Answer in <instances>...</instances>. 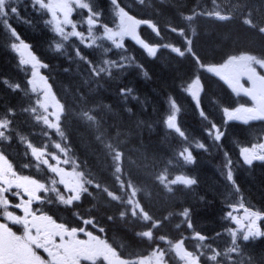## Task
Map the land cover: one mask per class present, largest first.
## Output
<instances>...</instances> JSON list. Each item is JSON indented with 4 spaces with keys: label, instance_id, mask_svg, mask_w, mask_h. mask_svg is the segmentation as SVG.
I'll list each match as a JSON object with an SVG mask.
<instances>
[{
    "label": "trees",
    "instance_id": "trees-1",
    "mask_svg": "<svg viewBox=\"0 0 264 264\" xmlns=\"http://www.w3.org/2000/svg\"><path fill=\"white\" fill-rule=\"evenodd\" d=\"M70 6V17L62 19L51 0L0 3L7 15L0 17V150L19 166H31L28 156L39 145L63 150L83 193L48 211L72 225L80 224L78 217L94 220L102 231L87 229L106 237L124 259L159 240L166 250L180 243L202 264H264V234L246 241L244 228L234 234L232 219L236 205L264 209V161L247 165L241 155L245 144L263 140L264 124L226 120L227 108L242 98L213 70L242 52L264 58V15L254 14L251 0H79ZM121 7L140 20V39L123 35L113 39L117 48L107 31L119 30ZM69 19L81 38L69 35ZM21 41L62 107L54 126L44 123L49 115L40 90L30 86L31 65L12 47ZM194 79L202 85L199 107L187 91ZM172 114L175 128L167 125ZM7 192L3 199L16 203L17 193Z\"/></svg>",
    "mask_w": 264,
    "mask_h": 264
},
{
    "label": "rangeland",
    "instance_id": "rangeland-1",
    "mask_svg": "<svg viewBox=\"0 0 264 264\" xmlns=\"http://www.w3.org/2000/svg\"><path fill=\"white\" fill-rule=\"evenodd\" d=\"M52 1L54 3V8L59 11V13L63 17V19H68L69 13H70V1L71 0H52ZM74 1H78V0H74ZM251 2H252V6L255 7V8H253L254 9V14H256V13L258 14L259 12H261L264 15V11H263L264 0H252ZM228 3H229V1H228ZM121 9H123V8L122 7L119 8V12H120V14H119V22H120L119 30L107 31V35H112L113 39H116L118 42L120 41L121 37L123 35H125L124 34L125 23L124 22L122 23V21L120 19L121 14H122V12L123 13L124 12H128V13H126L127 15L131 14L128 10H126V9L121 10ZM130 16H132V15H130ZM133 19H134V17H133ZM117 33L119 35H116ZM19 45L20 44H18L17 46H19ZM18 50H19V52L21 54V57H22V59L24 61L25 60H31V56H34L29 47H28L27 50L18 47ZM29 54H31V56ZM249 59L250 58L247 55L242 54V55H239L237 57H232V58L228 59L225 63H221L218 66H215L214 69L217 72H219V73H221L223 75H226L228 77V79H231V80H234V81H235V79L232 76L231 70L236 69L238 67V72H240L239 65H241V71L243 69L247 70V71H250L252 69H257L260 72H262L264 70V66H260V67L254 66V65H256L257 62H259L258 60L253 62V64H252V61L249 60ZM237 60H238V62H237ZM28 64H30L31 67H32L31 79H30V84L31 85L30 86L32 88L36 87V88L41 90L42 100H43V102H44V104L46 106L49 118H51V119L47 118V121L49 123H54V121H56L58 119V116L61 113V107H60L59 104H57V103H55L53 101V99L51 98L50 93L48 92V82L46 80V77H45L44 73L41 70L40 62L36 59V61L29 62ZM246 79L248 80V82L250 83V85L252 87H254V82H256L258 80L257 77H249V76H247ZM196 81L197 80H195V82ZM230 83H231V81H230ZM254 94L255 93L252 92L250 97L252 98V96ZM0 98H3L2 94H1ZM233 111H236V109L235 108L229 109L227 111V116L232 114ZM231 117L235 118L233 115ZM247 150H252V149L251 148H247ZM33 151L37 152L39 150L35 148ZM25 174L26 173H22V172H19L17 170L11 171L10 163L3 156L0 155V208H1V205H3L2 203L4 202L6 210H5V208L4 209L2 208V209L5 210L7 213H10L11 217H15V213H13L12 211L8 210L10 202L8 200H4L3 199V197H2L3 196V192L6 191V188H9L11 186H15V184H17V183H19L20 186H24L25 182H26V179L29 178V176H25ZM60 176H61V178H62L61 180H62V182L64 184V185H62V188L66 189L68 191H71L72 192L71 195H72L73 198L76 197L78 195L77 192L80 189V184L75 179V176L72 175L71 173H67V172L60 174ZM22 191L30 192L31 189L30 188L29 189L22 188ZM237 206L238 205H236V209H237ZM20 207H21L22 213L19 214L16 217H18L20 219V221H23V219H24L23 216L25 214V210L22 208V206H20ZM251 213H252L251 211H248V210H246L244 208H241V211H239V212L236 211V212L233 213V217H235L236 220L242 222L241 225L239 223L238 224L241 226V228L245 229V235L249 231L248 225L251 223V219H254V217H251ZM22 214H23V216H21ZM238 216L241 217V218L238 219ZM246 217H250L251 219H246ZM236 220H234V221L236 222ZM66 223L68 225H70V226L75 227V228H80L81 227V225L78 224V223H77V225H79V226L72 225V223H69V222H66ZM73 224H76V223H73ZM256 224H257V227H258L259 226L258 220L256 221ZM240 226H238V227H240ZM24 227H26V226L24 225ZM21 236L22 235L19 234L18 237H21ZM27 236L30 237V238L34 237V235L31 234V233H29ZM36 236H37V233H36ZM80 238L85 239V237H83V236H81ZM99 240L100 239L98 238L97 241L100 243L101 241H99ZM66 241L68 243V246L70 245V247H69V252L65 251L64 255L61 254V250H54L55 247L53 249H51V250L50 249H48V250L43 249V251H46L49 256H51V254L53 253L54 255L57 256V258L60 259L61 263L66 264L65 258H67V256H69L71 254L77 255V253H78L77 250H82L83 248L90 249V246L87 245V240H84L85 241L84 242V246H79L78 244H73L72 239H67ZM46 243H47L46 245L50 244L49 241H46ZM28 248L29 247H28V245L25 242L21 243L20 249L18 248L16 250V252H17L16 253L17 257L16 258L18 260H21V262L24 263V264H25V260L26 261L30 260V264H38L36 262V259H37L38 256L33 254V251H32L31 248L30 249H28ZM59 248H61V247H59ZM98 250H99V248H98ZM180 255L183 258L185 256L182 253L181 250H180ZM151 256H154L155 258H153ZM87 257L91 258L88 255H87ZM147 259L149 261H147ZM184 260H185V258H184ZM153 262H157V264H164L165 261L162 260L160 254L155 255V252H154V255L143 257V259L140 260L139 263H137V264H153ZM114 264H117V263L114 262ZM183 264H188V263L185 260V262Z\"/></svg>",
    "mask_w": 264,
    "mask_h": 264
},
{
    "label": "flooded vegetation",
    "instance_id": "flooded-vegetation-1",
    "mask_svg": "<svg viewBox=\"0 0 264 264\" xmlns=\"http://www.w3.org/2000/svg\"><path fill=\"white\" fill-rule=\"evenodd\" d=\"M259 64H263L262 61H259ZM241 73L244 74V71L242 70ZM248 74L253 75L252 72H248ZM260 86H262V84H260ZM264 93V89L261 90ZM239 113L241 115H244L245 113L243 112V110L240 109ZM48 219H44L43 217H38V219H36V221L40 222L39 223V227L43 230V237L46 238L49 241V232L50 229H53L58 231L61 235V239L59 241H57L56 243H50L48 244V248L51 250L54 247V250H61L62 254L64 255V252L68 251L69 252V247L68 243H67V239H65V237H67L68 239L72 238V242L73 244H78L79 246H84V240L81 239L79 237V234L76 235L77 233L71 232V234H66L63 231V226L61 223H59V225L55 222H52L53 220H51L49 217H47ZM66 222H69V220H67ZM0 225H4V216L0 217ZM96 240H93V238ZM98 238L96 236H89V239L87 240V245L88 246H92L91 249H86L83 248L82 250H77V255L78 257L81 258H85L91 255H95L98 257V260H101V262L106 261L107 264H113V261L119 260L117 252L116 255H114V253H111V250H109V248H101L100 250H98L99 248V242L97 241ZM36 244H29L28 245V249H32L33 254L38 256L36 259V262L38 264H49L46 261V251H43V246L46 244V240H40V239H35ZM20 242L15 239V238H10L8 237L7 234H0V264H24L21 262V260H18L16 257V250L19 248L20 249ZM61 247V248H59ZM58 248V249H57ZM100 252V254H99ZM75 254H71L69 256H67V258H65L66 260V264H70L71 259L75 256H77ZM143 259V256L139 257L138 259V263L140 260ZM60 261V260H59ZM61 262V261H60ZM193 264H198V262L196 260H192ZM25 264H30V260L26 261L25 260ZM63 264V263H61Z\"/></svg>",
    "mask_w": 264,
    "mask_h": 264
},
{
    "label": "snow or ice",
    "instance_id": "snow-or-ice-1",
    "mask_svg": "<svg viewBox=\"0 0 264 264\" xmlns=\"http://www.w3.org/2000/svg\"><path fill=\"white\" fill-rule=\"evenodd\" d=\"M4 0H0V3H3ZM36 2H41V0H36ZM110 2H115V0H110ZM8 3H11V0H8ZM18 12V9L16 7H12L11 8V13L13 14H17ZM7 15L4 13L3 9H0V17H6ZM5 23L6 20H5ZM68 25H71L72 28L74 29L73 32H71L69 35L71 36H75V37H82V33L78 32V31H75V28H76V25L73 23V21H71L70 19L68 20ZM94 23V22H93ZM10 27V26H9ZM55 30L58 32V33H63L64 31L62 29H60L58 26H55ZM132 32L133 30L130 28V27H126L124 29V34L125 35H128V36H131L132 35ZM12 35L14 37H16L17 39H19L17 33L15 32V30H12ZM116 35H119L118 33ZM64 39L67 40L68 39V35H65L64 36ZM107 39L109 40H113V36L112 35H107ZM123 39V37H121V40ZM83 39H81V43H83ZM95 41H93L94 43ZM113 43L116 44V47L119 48L121 46L120 43H117L116 41L113 40ZM191 43V41H189V44ZM13 49H17L18 47L20 48H23L25 50L28 49V45L26 43H24L23 41H21V44L19 46L17 45H13L12 46ZM62 47V45H59L57 44L56 45V50L59 51V49ZM178 51V50H177ZM189 51H191V49L189 48ZM31 56V54H29ZM77 55H79V52H77ZM149 55H152L154 56L155 55V52L153 51H149ZM180 55H183V53H180ZM36 61V57L35 56H31V60H25L23 61V63H29V62H34ZM44 67H47V65H43ZM218 75L221 76V79H224L226 83H229L230 86L233 87V90L234 92H236L237 95L240 94V91L237 90L235 88L234 85H232L228 79V77L226 75H223L221 73H217ZM145 76H147V73L145 72L144 73ZM187 91L189 92V94L192 96V98L194 100L197 101V106L199 107V101H198V95H199V90L198 89H195L194 88V85H190L189 88L187 89ZM244 94L246 95H251V93H249L247 90H244ZM173 107H175V104L173 102ZM178 111V110H177ZM204 114L201 112V116H203ZM232 117L230 116L229 119H231ZM236 119L238 120H241L245 123H247L249 120H255V119H262L264 118V103H258V108L257 110L253 111L251 109L247 110V114L246 115H237L235 116ZM173 122L169 124V127H173L175 128L176 127V124H175V117L172 118ZM215 127V125H214ZM177 131H179V129H177ZM224 135V133H219L215 136V140L216 141H220L222 136ZM200 147H203V145H200ZM259 149L261 150L260 153L258 154L257 151H256V148L254 147L252 150H246L247 154L243 156V160H244V163L247 164V165H251L253 163L254 160H259V161H264V144L262 145H259L258 146ZM229 163H231V161H229ZM228 180H232V172L229 171L228 172V176H227ZM260 213L258 212H252L251 213V217H254V219H251L250 217H246V219H251V223L248 225V228H249V231L248 233L244 236V240H248L249 237L251 236H260L264 233H262L260 231V229L257 227V224H256V221L260 218ZM228 216L232 217V213L229 212L228 213ZM232 219L236 220L235 217H232ZM236 223H242L241 221H238L236 220ZM147 235V234H145ZM190 256V254H189ZM211 259L215 260L216 257L213 256L211 257Z\"/></svg>",
    "mask_w": 264,
    "mask_h": 264
},
{
    "label": "water",
    "instance_id": "water-1",
    "mask_svg": "<svg viewBox=\"0 0 264 264\" xmlns=\"http://www.w3.org/2000/svg\"><path fill=\"white\" fill-rule=\"evenodd\" d=\"M122 21L125 23V28L130 27L133 30L132 35L130 37L135 36L137 34L138 27H137V23L133 19V17L130 15L124 14L122 16ZM195 89H198V86H195ZM172 122H173V120H172V118H170V119H168L167 124L169 125Z\"/></svg>",
    "mask_w": 264,
    "mask_h": 264
},
{
    "label": "bare ground",
    "instance_id": "bare-ground-1",
    "mask_svg": "<svg viewBox=\"0 0 264 264\" xmlns=\"http://www.w3.org/2000/svg\"><path fill=\"white\" fill-rule=\"evenodd\" d=\"M197 6V5H196ZM69 223H70V221H69ZM77 224V223H76Z\"/></svg>",
    "mask_w": 264,
    "mask_h": 264
}]
</instances>
